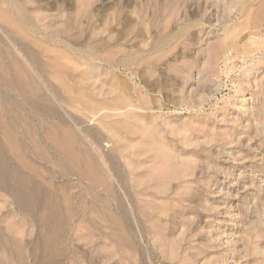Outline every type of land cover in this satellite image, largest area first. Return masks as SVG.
<instances>
[{
  "label": "rangeland",
  "instance_id": "obj_1",
  "mask_svg": "<svg viewBox=\"0 0 264 264\" xmlns=\"http://www.w3.org/2000/svg\"><path fill=\"white\" fill-rule=\"evenodd\" d=\"M263 17L0 0V264H264Z\"/></svg>",
  "mask_w": 264,
  "mask_h": 264
},
{
  "label": "bare ground",
  "instance_id": "obj_2",
  "mask_svg": "<svg viewBox=\"0 0 264 264\" xmlns=\"http://www.w3.org/2000/svg\"><path fill=\"white\" fill-rule=\"evenodd\" d=\"M22 18H25V17H22ZM262 24H264V17L259 22V25H262ZM1 68H2V66H0V69ZM18 81H19V84L25 89V90H23L24 91V93H23L24 96H23V94H22V96L25 99H27V101L30 103V106L32 108H36L38 106V102L36 100L41 99V103H44L45 102V98H43V97H41L39 95L40 94V91L38 90V88H37L38 86L36 85V82H35V80L33 78H29L28 76H22V77L19 76L18 77ZM29 88L30 89H33V90L32 91H29L30 90ZM41 109L42 110H46L48 112H51L45 106L41 107Z\"/></svg>",
  "mask_w": 264,
  "mask_h": 264
}]
</instances>
